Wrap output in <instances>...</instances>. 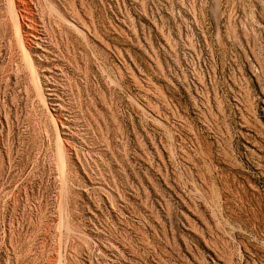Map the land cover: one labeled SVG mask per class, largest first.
Masks as SVG:
<instances>
[{"label":"rangeland","instance_id":"1","mask_svg":"<svg viewBox=\"0 0 264 264\" xmlns=\"http://www.w3.org/2000/svg\"><path fill=\"white\" fill-rule=\"evenodd\" d=\"M0 264H264V0H0Z\"/></svg>","mask_w":264,"mask_h":264}]
</instances>
